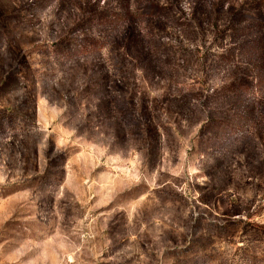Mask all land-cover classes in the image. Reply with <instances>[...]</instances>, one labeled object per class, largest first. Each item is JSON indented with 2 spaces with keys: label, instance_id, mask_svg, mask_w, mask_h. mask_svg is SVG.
Listing matches in <instances>:
<instances>
[{
  "label": "rangeland",
  "instance_id": "obj_1",
  "mask_svg": "<svg viewBox=\"0 0 264 264\" xmlns=\"http://www.w3.org/2000/svg\"><path fill=\"white\" fill-rule=\"evenodd\" d=\"M0 264H264V0H0Z\"/></svg>",
  "mask_w": 264,
  "mask_h": 264
}]
</instances>
